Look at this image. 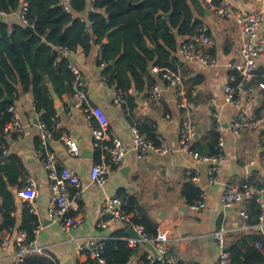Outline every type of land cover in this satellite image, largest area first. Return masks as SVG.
I'll return each instance as SVG.
<instances>
[{
    "label": "crops",
    "instance_id": "1",
    "mask_svg": "<svg viewBox=\"0 0 264 264\" xmlns=\"http://www.w3.org/2000/svg\"><path fill=\"white\" fill-rule=\"evenodd\" d=\"M199 1L201 7L192 6V10L196 19L209 25L213 45L209 48H197L205 56L217 57L219 65L209 68L196 60L181 59V41L191 36L178 38L176 53L177 69L185 79L188 99L191 103L200 105L198 108L190 104L187 108L180 109L172 89L152 72L158 78L155 85H160L164 91V99L160 103H152L144 94H134L131 90L135 104L137 98L143 97V106L136 104L135 117L130 120L123 106L115 103V87L101 81L102 70L98 66L101 47L94 45L89 53L79 48L68 55L88 82L91 104L105 111L111 131L129 148L124 162L113 169L107 181H93V166L107 162L108 159L93 147L91 126L85 114L76 106L73 95H57V99L53 98L57 121L49 148L56 155L59 166L77 170L82 189V197L76 199V190L69 188L70 195L75 200L70 215L83 220L80 226L69 231L62 229L50 218V181L42 166L37 146L42 132L39 125L41 115L36 111L33 93L20 88L13 102L21 115L24 130L9 136L8 145L9 156H18L22 160L27 175L20 189H12L15 200L12 206V217L15 221L13 227L2 228L4 218L0 211V264H17L15 240L17 233L21 231L24 212L28 208L27 203L18 196V192L31 181L36 183L39 192V197L34 203V214L38 217V224L43 226L36 239V247L40 252L34 254L46 256L57 264H99L81 253L80 247L90 239L124 241L130 237L128 229L131 226H134L135 231V227L140 226L134 224L133 219L141 218L142 214L153 224H149L151 229H157L164 220L174 223V230L168 242L173 264H215L222 252L227 251L228 245L242 238H245L249 245L257 247L259 244L257 248L264 254V224L259 221V213H254L252 205L254 201L259 204V199L264 201V195L259 192L264 187V93L260 89V83L264 80V59L257 61L252 79L243 84L238 94L239 103L231 105L225 100V87L229 83L230 74L227 65L239 58L241 47L238 17L252 11H261L264 14V0L260 3L254 0H228L232 14L225 17L217 14V2L209 4L206 0ZM93 11L92 0H86L82 16L88 19ZM19 14L20 11H17L4 19L10 25L20 24ZM260 35L264 36V23ZM90 85H94L91 94ZM189 89L192 90L191 95ZM90 95L96 96L91 100ZM240 115H246L253 127L245 130L240 136H235L229 127ZM143 118L155 120L156 125L152 128L156 135L163 136L169 142L172 150L170 154H148L141 160L137 158L132 150L131 133L132 128L138 127L139 124L141 131L148 137V130L143 122H137ZM214 120L223 126L226 161L217 181L210 184V165L181 148L180 131L185 121H190L197 129L200 128L201 133L193 144L200 143L199 148L205 151L209 142L207 134ZM67 138L76 140L78 155L70 153L66 144ZM253 166L256 168H252ZM190 170L197 173L198 180L194 181L188 176ZM247 181H251V194L240 204L226 206L222 201L225 184L231 182L243 189ZM188 182H193L201 190V197L202 194L205 195L204 209H193L187 203L183 189ZM118 194H127L133 201L130 211L131 223H115L102 229L98 223L102 216L103 203L107 198ZM243 211L249 215L248 219L242 216ZM221 230L226 231L224 248L219 246L213 236ZM118 232H122V236L118 237ZM7 236L9 240L4 244L2 239ZM151 246L153 245L140 244L132 248L134 252L127 264H144L143 258L152 252Z\"/></svg>",
    "mask_w": 264,
    "mask_h": 264
},
{
    "label": "trees",
    "instance_id": "2",
    "mask_svg": "<svg viewBox=\"0 0 264 264\" xmlns=\"http://www.w3.org/2000/svg\"><path fill=\"white\" fill-rule=\"evenodd\" d=\"M29 7L26 20L36 31L31 35L26 27L20 24L10 25L0 17V139L4 140V127L10 120L7 112L14 102L4 99H16L20 88L32 92L40 121L54 133L57 121V111L54 99L47 84L51 80L55 93L73 95V75L68 68L70 58L57 49L68 48L76 52L82 48L89 53L94 45L101 47L98 66L105 67L102 74L109 78L116 91L126 93L127 103L123 109L132 120L136 108L135 98L130 91L133 85L138 94L149 98L148 90L157 82L152 68L177 69L178 38L195 34L198 24L192 6L201 7L199 0H95L94 11L88 19L82 15L85 12V0H71V12L63 9V0H28ZM21 0H0V11L7 14L20 11ZM81 16H78V15ZM163 15H168L166 18ZM85 19L90 25L82 22ZM148 43L154 48L150 49ZM60 61L57 62V58ZM115 61L113 65L112 62ZM239 78L236 85L241 83ZM192 90L189 89L191 95ZM152 104V103H151ZM153 105V104H152ZM168 112V111H165ZM134 122V121H133ZM148 130V137L154 138L156 133L152 128L156 122L152 118L137 120ZM138 127H141L138 124ZM143 131V130H142ZM206 150L199 148L200 143L192 145L193 152L199 155H213L214 147L219 139L214 120L207 134ZM38 143V142H37ZM40 142L38 143L39 149ZM22 160L18 156H9L5 165H0V211L4 218L3 229L14 226L12 206L15 204L13 188L20 189L26 178ZM251 186V181L245 183ZM186 201L194 205L201 199V190L193 182H188L183 189ZM130 211L133 201L130 202ZM255 214L260 212V206L253 202ZM39 220L28 207L24 212L21 231L27 233V243L34 240L33 229ZM134 224L143 226L152 236L157 229H151L152 224L145 214L134 218ZM153 225V224H152ZM122 232L116 233L118 237ZM134 250L121 240L106 242V264H127ZM230 264H263L264 254L261 249L249 245L245 238L228 245ZM143 263L148 264L146 256ZM25 264H57L46 256L31 254ZM153 264H168L159 260Z\"/></svg>",
    "mask_w": 264,
    "mask_h": 264
},
{
    "label": "built area",
    "instance_id": "3",
    "mask_svg": "<svg viewBox=\"0 0 264 264\" xmlns=\"http://www.w3.org/2000/svg\"><path fill=\"white\" fill-rule=\"evenodd\" d=\"M86 1V0H85ZM95 0H92L94 4ZM258 3L263 0H254ZM209 4L217 2L215 10L221 17L232 14L231 6L228 0H206ZM71 0H63V9L66 12H71ZM28 0H21V9L19 18L21 23L29 26L26 20L28 11ZM9 14L0 11V17L6 18ZM82 22L90 25L85 19ZM241 30V47L239 58L228 63L229 83L225 87V100L228 104L237 105L239 103L238 94L242 90V86L247 81L251 80L257 61L264 59V36L260 35L261 27L264 23V14L261 11H252L240 15L238 17ZM213 45V40L210 35V27L205 22H200L196 28L195 34L189 38L183 39L179 48V56L181 59L196 60L202 65L215 68L219 65L217 57H208L203 55L197 47L209 48ZM63 55L68 56L73 54L68 48L59 47L57 49ZM101 54V51H100ZM57 58V62L60 61ZM105 67L100 66L101 70ZM69 70L73 75L72 90L73 99L76 106L85 114L90 126L93 147L100 150L107 162L96 164L91 171V179L97 182H105L108 176L112 173L115 167L120 166L128 152L129 148L118 138L110 129V122L105 111L96 105L91 104L88 97V82L86 81L80 68L71 60L68 65ZM152 72L157 75L160 80L172 89L174 98L178 101L180 109L187 108L190 104L195 107L200 105L191 103L188 99V92L185 88V79L179 69L161 68L154 66ZM242 82L236 85L238 79ZM101 81L104 84H109L108 77L101 73ZM260 89L264 93V80L260 83ZM132 94V92H130ZM164 99V91L160 85H155L149 93V102L160 103ZM115 103L123 106L127 103L126 93L117 92ZM7 112L10 114V120L4 127L5 139H0V165H5L9 157L8 137L13 134L22 133L24 123L21 115L14 105H11ZM168 118H170L168 116ZM41 137L39 145V157L44 170L46 171L51 190V201L49 205L50 218L57 223L62 229L69 231L77 228L83 223L82 219L72 217L71 210L75 205V200L71 197L69 188L76 190L75 198L82 197L81 181L77 170L68 166H59L56 155L49 148V141L52 138V132L47 128L46 124L40 121ZM253 127V123L246 115L238 116L231 124L230 130L233 135L240 136L245 130ZM223 126L216 120V131L219 133V139L214 147L213 155H199L192 151L191 147L197 135V128L190 121H185L180 131V144L184 151H188L196 156L200 161L210 165V184H214L220 173L223 164L226 161L225 144L222 136ZM132 150L136 153L138 159H143L148 154L168 155L171 153L169 142L161 135L157 134L154 138H148L139 127L132 128ZM66 144L72 155L79 154V147L75 139L67 138ZM194 181L198 180V175L193 170L188 171ZM260 194L264 195V187L259 190ZM251 194V188L245 185L243 189L234 185L231 182L225 184L222 201L226 206H234L242 203L245 198ZM18 196L27 203L30 210L35 213L34 203L39 197L37 185L31 181L26 187L18 192ZM1 198V197H0ZM131 199L127 194H118L107 198L102 206V216L98 226L102 229L108 228L115 223H131L130 203ZM260 212L258 214L259 221L264 224V201L259 199ZM205 195L202 194L201 201L192 205L193 209H204ZM242 216L245 219L249 218L247 212L243 211ZM134 227V226H133ZM42 224H38L33 229L34 240L27 243V233L19 231L15 240L16 261L17 264H25L26 258L34 253L40 252L36 247V239L42 230ZM139 238H126L124 241L130 248H135L140 244H151L156 249L158 256L149 252L146 259L148 264H153L161 259L168 264H173V258L168 247L170 235L174 230V223L170 220H164L157 228L155 236L147 233L143 226L135 227ZM214 239L220 247L226 246V231L221 230L214 233ZM6 244L9 237L2 239ZM108 240L90 239L86 244L80 247V252L85 254L89 259L97 261L99 264H106V242ZM260 245L257 244V247ZM215 264H230V255L224 250L220 259ZM264 264V263H263Z\"/></svg>",
    "mask_w": 264,
    "mask_h": 264
},
{
    "label": "water",
    "instance_id": "4",
    "mask_svg": "<svg viewBox=\"0 0 264 264\" xmlns=\"http://www.w3.org/2000/svg\"><path fill=\"white\" fill-rule=\"evenodd\" d=\"M78 16H81V15L79 14ZM163 16H165L166 18L168 17V15H163ZM26 30H27L31 35L36 36V31H35V29H34L32 26H27V27H26ZM148 45H149L150 49H153V48H154L150 43H148ZM112 64L114 65V64H115V61H113ZM47 83H48L49 89H50V91H51V93H52V95H53V98H54V99H57L58 96H57V94L55 93L54 88H53V85L51 84V81H50L49 78H47ZM93 89H94V85H90L89 94H91V92L93 91ZM132 91H133L134 94H136V92H137V91H136V88H135L134 85H133V89H132ZM95 96H96V95H90V99L93 100V99L95 98ZM4 100L7 101V102H13V99H12L11 97H6ZM136 104H137L138 106H140V107L143 106V97H142V96L136 99ZM200 133H201V129L198 128V129H197V135H196L195 139H197V138L199 137V134H200ZM252 168H256V166H253ZM128 234H129L130 237H132V238H139V234L134 230V227H133V226H131V227L128 229ZM151 251H152V253H153L155 256H158V254H157L156 249L154 248V246H151ZM161 260L164 261L163 259H161Z\"/></svg>",
    "mask_w": 264,
    "mask_h": 264
}]
</instances>
